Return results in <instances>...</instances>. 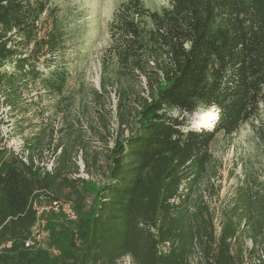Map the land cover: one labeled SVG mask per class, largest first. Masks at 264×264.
I'll return each instance as SVG.
<instances>
[{"label": "trees", "instance_id": "obj_1", "mask_svg": "<svg viewBox=\"0 0 264 264\" xmlns=\"http://www.w3.org/2000/svg\"><path fill=\"white\" fill-rule=\"evenodd\" d=\"M44 10L33 0H0V110L22 119L32 111L17 151L5 144L0 116V264H117L125 256L134 264H191L196 246L204 264H245V238L249 252L264 254V185L238 187L217 231L202 195L194 197L218 134L249 122L264 143V123H254L264 109V0H169L158 10L143 0L119 4L99 85L82 106L85 129L96 133L95 124L107 125L106 99H115L111 146L88 141L78 112L71 114L74 102L59 99L73 72L62 63L60 19L52 14L41 32ZM44 96L58 100L47 106ZM209 105L218 109L214 127L193 130L188 116ZM41 195L69 201L76 214L43 213L56 254L24 244Z\"/></svg>", "mask_w": 264, "mask_h": 264}, {"label": "rangeland", "instance_id": "obj_2", "mask_svg": "<svg viewBox=\"0 0 264 264\" xmlns=\"http://www.w3.org/2000/svg\"><path fill=\"white\" fill-rule=\"evenodd\" d=\"M41 2L45 6L44 12L40 17L41 32L45 31L50 24L52 14H55L61 21L65 32V47L62 55V63L66 64L73 72V77L68 82L63 96L59 99L63 101V106L68 102H74L71 107L72 116L78 112L84 130V136L91 142L98 144L112 145V139L117 130V121L114 115L115 99L111 97L107 100V109L104 111L107 125L95 124L94 132H88L86 128V113L82 106L85 102V95L91 88H97L100 75V57L104 48L109 44L108 24L112 18L115 8L127 0H33ZM145 5L151 10H158L163 6H168L169 0H143ZM42 68V65L40 66ZM43 69V68H42ZM45 70V69H44ZM85 93V95H84ZM26 94V93H25ZM24 95V98L28 99ZM25 99H23L24 101ZM58 100L56 97H43L41 104L51 105ZM109 100V101H108ZM57 109V106H55ZM53 107L47 111V114H53ZM196 113L188 116L190 126H193V119ZM0 116L4 123L1 125V131L5 137V144L11 150H17L22 143V136L29 134L26 129L28 120L32 117V111L21 118L18 112H10L7 106H2ZM57 117V124L59 116ZM88 117V116H87ZM30 118V119H29ZM34 121L38 117L33 118ZM264 123V109L260 117L254 120V123ZM210 150L213 160L209 165L206 178L203 179L199 189L194 197L201 196L208 205L209 211L213 214V224L216 231L219 228V220L222 211L231 205L238 194V187L247 185L253 190H260L264 185V143L260 142L249 122L241 124L239 129L230 136L218 134L212 142ZM79 165V174L86 176L83 169V163L79 156L77 157ZM94 180H101V174L93 173ZM48 199H44L45 204ZM40 202H38L39 204ZM52 211V210H48ZM47 211V212H48ZM55 212V211H54ZM69 219H76L70 218ZM47 244V242H46ZM48 246V244H47ZM49 247V246H48ZM252 247L251 240L244 239L243 242V261L245 264H261L260 257L264 259L263 249ZM160 250L164 252L163 246ZM232 252H236L232 248ZM191 264H204L201 250L195 247L192 255L189 257ZM117 264H134L129 256H125L117 261Z\"/></svg>", "mask_w": 264, "mask_h": 264}, {"label": "built area", "instance_id": "obj_3", "mask_svg": "<svg viewBox=\"0 0 264 264\" xmlns=\"http://www.w3.org/2000/svg\"><path fill=\"white\" fill-rule=\"evenodd\" d=\"M18 150V149H17ZM16 150V151H17ZM51 166L48 165L50 169ZM41 202L38 204V201H33V208L35 210V219L30 227V232L28 238L25 240L26 247H34V248H44L48 251L56 254L57 250L53 247H48L46 244V239L48 235V231L46 230V220L43 217V213L48 210L52 211H62L70 218H75L76 214L72 210L71 204L69 201L65 200H48L45 204L44 203V196L41 195L39 197ZM164 251L168 248V243L162 244Z\"/></svg>", "mask_w": 264, "mask_h": 264}, {"label": "clouds", "instance_id": "obj_4", "mask_svg": "<svg viewBox=\"0 0 264 264\" xmlns=\"http://www.w3.org/2000/svg\"><path fill=\"white\" fill-rule=\"evenodd\" d=\"M217 119L218 109H216L214 105H209L206 108L200 109L194 116L193 130H211Z\"/></svg>", "mask_w": 264, "mask_h": 264}, {"label": "bare ground", "instance_id": "obj_5", "mask_svg": "<svg viewBox=\"0 0 264 264\" xmlns=\"http://www.w3.org/2000/svg\"><path fill=\"white\" fill-rule=\"evenodd\" d=\"M195 113H197V112H195Z\"/></svg>", "mask_w": 264, "mask_h": 264}]
</instances>
